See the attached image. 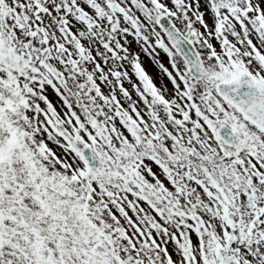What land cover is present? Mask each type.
<instances>
[{"label": "snow or ice", "instance_id": "snow-or-ice-1", "mask_svg": "<svg viewBox=\"0 0 264 264\" xmlns=\"http://www.w3.org/2000/svg\"><path fill=\"white\" fill-rule=\"evenodd\" d=\"M0 264H264V0H0Z\"/></svg>", "mask_w": 264, "mask_h": 264}]
</instances>
